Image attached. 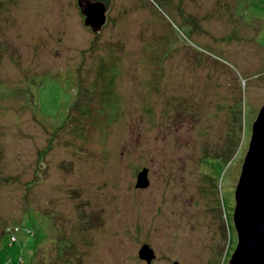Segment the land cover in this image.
<instances>
[{
  "label": "rangeland",
  "instance_id": "obj_1",
  "mask_svg": "<svg viewBox=\"0 0 264 264\" xmlns=\"http://www.w3.org/2000/svg\"><path fill=\"white\" fill-rule=\"evenodd\" d=\"M263 105L264 0H0V264H228Z\"/></svg>",
  "mask_w": 264,
  "mask_h": 264
},
{
  "label": "water",
  "instance_id": "obj_2",
  "mask_svg": "<svg viewBox=\"0 0 264 264\" xmlns=\"http://www.w3.org/2000/svg\"><path fill=\"white\" fill-rule=\"evenodd\" d=\"M86 25L100 28L105 23V10L101 5L82 9ZM138 176L136 188L148 186L147 171ZM235 207L233 224L237 234V245L228 264H264V105L260 108L248 151L244 157L238 183L234 192ZM139 258L150 264L153 251L142 246ZM179 264V263H173Z\"/></svg>",
  "mask_w": 264,
  "mask_h": 264
},
{
  "label": "clouds",
  "instance_id": "obj_3",
  "mask_svg": "<svg viewBox=\"0 0 264 264\" xmlns=\"http://www.w3.org/2000/svg\"><path fill=\"white\" fill-rule=\"evenodd\" d=\"M84 16V15H83ZM85 17V16H84ZM106 20H107V17H106V19H105V23H106ZM104 23V24H105ZM148 180V179H147ZM149 182V181H148ZM146 188H148V186L146 187ZM146 188H144V189H146ZM139 189V188H138ZM140 189H142L143 190V188H140ZM234 201H235V198H234ZM234 207H235V203H234ZM234 211V210H233ZM232 218H233V216H232ZM233 227H234V224H233ZM234 231H235V228H234ZM28 234L29 235H31L32 234V232L30 231V232H28ZM235 234H236V231H235ZM236 242H237V234H236ZM144 246V245H143ZM147 246V245H146ZM149 247V246H148ZM142 248V247H141ZM236 248V247H235ZM152 250V249H151ZM140 251V250H139ZM153 251V250H152ZM154 253V252H153ZM233 253H234V251H233ZM232 253V254H233ZM155 255V254H154ZM139 256V255H138ZM230 258H231V256H230ZM230 258H229V260H230ZM140 259V258H139ZM155 259V258H154ZM141 260V259H140ZM229 260H228V262H229ZM143 261V260H142ZM153 261V260H152ZM145 262V261H144ZM146 263V262H145ZM175 263V262H174ZM176 263H178V262H176ZM147 264V263H146ZM151 264V263H150Z\"/></svg>",
  "mask_w": 264,
  "mask_h": 264
},
{
  "label": "trees",
  "instance_id": "obj_4",
  "mask_svg": "<svg viewBox=\"0 0 264 264\" xmlns=\"http://www.w3.org/2000/svg\"><path fill=\"white\" fill-rule=\"evenodd\" d=\"M232 226H233V225H232ZM233 229H234V227H233ZM6 230H7V229H6ZM6 230L4 229V232L7 234L8 232H7ZM233 232H234V231H233ZM25 233H26V232H25ZM32 234H34V231H33V230H32ZM32 234H31V235H32ZM235 235H236V234H234V239H235ZM11 236H12V235L9 234V237H11ZM37 242H38V241H37ZM36 245H37V243H36ZM236 245H237V242H236ZM87 247H88V246H87ZM89 247H91V246H89ZM89 247H88V248H89ZM35 248H36V246H35ZM149 248H150V247H149ZM150 249H151V248H150ZM234 250H235V249H234ZM231 255H232V254H231Z\"/></svg>",
  "mask_w": 264,
  "mask_h": 264
}]
</instances>
